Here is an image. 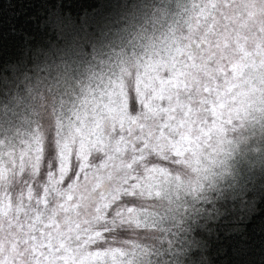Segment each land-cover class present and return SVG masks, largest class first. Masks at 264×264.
I'll use <instances>...</instances> for the list:
<instances>
[{
    "label": "rangeland",
    "instance_id": "rangeland-1",
    "mask_svg": "<svg viewBox=\"0 0 264 264\" xmlns=\"http://www.w3.org/2000/svg\"><path fill=\"white\" fill-rule=\"evenodd\" d=\"M107 43L119 73L74 70L65 103L26 124L10 103L24 76L2 92L0 264H126L138 225L174 204L191 208L183 244L225 201L190 194L229 143L243 175L264 152V0H161Z\"/></svg>",
    "mask_w": 264,
    "mask_h": 264
},
{
    "label": "trees",
    "instance_id": "trees-1",
    "mask_svg": "<svg viewBox=\"0 0 264 264\" xmlns=\"http://www.w3.org/2000/svg\"><path fill=\"white\" fill-rule=\"evenodd\" d=\"M160 1L0 0V97L3 91L12 93L13 80L32 74L37 51L55 60L74 41L83 44L85 52L93 45L102 48L118 35L129 37ZM256 163L254 169L247 168V175L238 172L242 177L231 189L232 198L225 194L212 219L204 225L206 219L198 221L201 226L186 242L175 245L180 254L174 259L163 256L169 264L204 259L210 264H264V164Z\"/></svg>",
    "mask_w": 264,
    "mask_h": 264
},
{
    "label": "clouds",
    "instance_id": "clouds-1",
    "mask_svg": "<svg viewBox=\"0 0 264 264\" xmlns=\"http://www.w3.org/2000/svg\"><path fill=\"white\" fill-rule=\"evenodd\" d=\"M122 55L123 49L120 52L114 49L106 52L95 45L85 52L84 45L78 41L70 43L55 60L49 53L37 51V61L33 65L32 74L24 76L21 81L22 89L13 90L10 97L16 120L26 124L37 109H43L45 105H63L65 100L60 99L61 90L67 91L66 85L71 87V84L75 83L71 80L74 70L87 74L100 68L118 74ZM233 150V144L229 143L224 162L213 173L207 185L198 186L196 191L190 194L191 197L197 201L211 200V193L215 192L218 197L222 198L228 194L229 198H232L231 189L236 187L238 177V173L229 163ZM186 211H191V208L185 209L183 204H174L170 208L162 209L159 215L146 216L145 222L138 225L145 230L144 239L134 245L137 251L133 259L126 264H169V261L163 258V253L174 251L173 246L177 242L179 232L186 231L181 227ZM172 264L182 262L173 261ZM198 264L210 262L204 259Z\"/></svg>",
    "mask_w": 264,
    "mask_h": 264
}]
</instances>
